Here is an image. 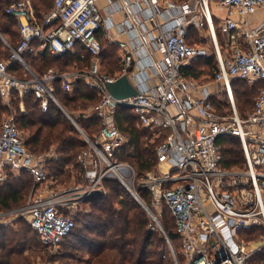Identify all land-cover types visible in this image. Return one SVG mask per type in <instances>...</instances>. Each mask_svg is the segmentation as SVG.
<instances>
[{
    "label": "built area",
    "instance_id": "obj_1",
    "mask_svg": "<svg viewBox=\"0 0 264 264\" xmlns=\"http://www.w3.org/2000/svg\"><path fill=\"white\" fill-rule=\"evenodd\" d=\"M52 1L50 10H38L33 0H8L5 5L4 13L18 23L20 39L17 46L4 39L11 52L8 59H0V95L7 101L13 89L20 96L33 93L38 108L47 111L50 101L60 105L55 80L65 91L81 80L100 97L89 111L99 119L100 129L94 138L83 131L90 147L79 158L86 183L55 188L43 157L26 147L15 116L3 119L0 180L9 170L31 173L34 186L22 210L29 214L39 241L58 248L75 226L79 204L114 177L129 191L134 192L129 185L133 181L151 193L153 202L167 204L182 253L191 264H264V84L245 117L232 86L236 78L264 83V21L253 24L250 19L264 9V0H107L105 10L99 0ZM213 1L227 10L218 23L226 35L225 53L219 45ZM118 11L124 21L115 24ZM104 26L107 38L119 48V70L114 74L101 69L99 34ZM114 27L117 35L127 32L129 39H118L111 32ZM192 29L207 30L213 49L190 42ZM78 48L87 50L91 59L72 71L50 68L39 76L24 58L30 51L60 56ZM211 55L217 59L213 81L221 85L229 106L224 112H218L211 98L214 91L187 73L193 59ZM17 61L27 67L29 76L10 73L9 66ZM123 74L138 94L116 99L107 83ZM119 106L129 107L141 126L164 132L156 146V169L143 176L133 164L114 157L125 138L116 121ZM223 136L240 140L242 165L223 164L218 141Z\"/></svg>",
    "mask_w": 264,
    "mask_h": 264
},
{
    "label": "trees",
    "instance_id": "obj_2",
    "mask_svg": "<svg viewBox=\"0 0 264 264\" xmlns=\"http://www.w3.org/2000/svg\"><path fill=\"white\" fill-rule=\"evenodd\" d=\"M7 2L8 0H0V13H4ZM33 3L38 10H50L53 6L52 0H33ZM4 15L6 20H0V30L11 45L17 46L20 34L16 20L5 13ZM3 17L1 15L0 19H4ZM78 50L76 53H66L60 56L52 55L48 50L37 53L30 51L24 54V58L36 74L43 76L50 69L54 59L65 61L64 67L59 68L61 72L69 71L67 67H71L74 62L80 63V66L89 63L90 53L82 48ZM2 52H4V57L1 55ZM10 52V48L0 39V59H8ZM202 60L203 64L198 66L199 69L196 61L189 66L188 75L197 78L200 71H205V67L213 68L215 73L217 66L215 55ZM23 67L22 63L13 62L9 66V71L19 78H25L29 75H25ZM237 83H241L239 88L236 86ZM53 84L57 89L54 93L63 108L88 136L94 138L100 129V121L96 116L90 115L89 111L100 101L97 93L81 80L74 83L72 91H65L60 80H55ZM263 84L258 81L254 83V86H249L246 80L233 79L232 86L237 99L239 97L238 107L242 117L247 116L253 109L255 97ZM211 98L217 110H223L224 104L221 105L218 102L216 105L215 98L213 96ZM32 99H34L33 93L20 96L17 90L11 91L10 100L18 108L15 119L24 136L26 147L32 154L44 158V168L53 180L54 187L85 184L83 164L79 158L90 149L89 144L72 119L55 102L50 101L48 110L42 111ZM1 100L0 95V116L7 106V104L6 106L2 104ZM21 101L25 103L24 110L19 107ZM116 121L127 139L115 151V159L131 161L136 165L140 176L145 175L157 164L156 147L153 148L150 139L153 135H156L158 139L160 136H157L155 130L140 126L137 116L127 106L117 108ZM228 137L237 139L235 136H223L218 139L223 146V164L228 167L242 165L244 161L242 147L236 146V141H231L226 146L225 139ZM5 181L4 184L0 182V210L21 204L34 185L31 173L25 169L17 174L9 170ZM138 188L140 196L150 205L153 202L151 193L140 186ZM165 206L169 209L167 204ZM169 211L171 212L170 209ZM75 219V226L59 246L75 233L78 226L79 232L74 234L76 239L72 238L71 241L66 242L68 245L74 246L75 244L80 247L78 264L175 263L169 253L166 237L155 229L147 211L117 180L105 179L100 192L91 195L79 204ZM164 228L174 245H176L175 242L180 243L176 223L174 226L173 222L172 225L167 222ZM32 236L38 238L37 231L32 226L12 229L11 226L5 227L0 224V264L31 263V258L24 254V246L29 243L30 239H33ZM40 244L44 246L41 242Z\"/></svg>",
    "mask_w": 264,
    "mask_h": 264
},
{
    "label": "rangeland",
    "instance_id": "obj_3",
    "mask_svg": "<svg viewBox=\"0 0 264 264\" xmlns=\"http://www.w3.org/2000/svg\"><path fill=\"white\" fill-rule=\"evenodd\" d=\"M102 0H100L101 2ZM211 8L213 11H215V8L213 6V3L211 5ZM225 10V9H224ZM225 11L223 10H219L218 8V11H217V14L222 16V15H225ZM262 13V16L264 17V12H261ZM1 15H3L4 19H0V20H6L5 18V15L4 13H0V17ZM260 15V17H262ZM221 18V17H220ZM251 21H253L252 19V15H251ZM254 22V21H253ZM253 24H256V23H253ZM15 26V24L13 25ZM16 26H18V23L16 22ZM18 28V27H17ZM13 30L16 31V28L13 27ZM191 31H194L195 34H194V37L196 40H191V41H194V42H197V43H201V37L199 35V33H197L194 29H192ZM204 32V31H203ZM0 39L4 42V39H5V35L1 32L0 30ZM201 34V33H200ZM208 32L205 31V35H207ZM202 35H204V33H202ZM201 35V36H202ZM207 46L208 47H211V44L210 42H207ZM212 50V48H211ZM222 52H225V50H222ZM4 52H2V57H4L3 54ZM112 61H115V63L113 64H110L109 66H105L104 68V71H108V73H114L117 65H116V60H111ZM196 61V64H197V68L198 66H201L203 63H202V59L201 58H196V59H193L192 63ZM64 60L63 59H54L53 60V64L49 67V68H62L64 67ZM74 64V63H73ZM24 69H25V74H28V70H27V67L25 65H23ZM73 66V65H72ZM67 67L69 69H73V67ZM199 69V68H198ZM111 70V71H110ZM213 76H214V70L213 68H206L205 67V71H200L198 76H197V82L200 83V84H203V83H207L206 81H208L211 85V88H212V91H214V95L213 97L215 98V103L217 105V103L219 102V104L223 105L225 107H223V110L219 109L218 112H224L226 110H228V104L226 103V96L225 94H223L222 92V87L221 85L215 83L213 81ZM247 85L249 86H254V83L253 84H250L247 82ZM237 88H239L241 86V83H237L236 84ZM54 88V92H56V86L54 85L53 86ZM72 91V90H71ZM55 94V93H54ZM235 98H236V104H237V107H238V100H239V97L237 99L236 95H235ZM58 99V98H57ZM32 101L34 103H36V105L38 106L37 104V101L35 99H32ZM2 104H7L6 106V110L4 111V113L0 116V126H1V123L3 121V119L11 116V115H14L15 118H16V113H18V108L16 106V104H12L11 100H4L2 98L1 100ZM24 106H25V103H23V101L20 102L19 104V107L21 108V110H24ZM59 106V105H58ZM60 106H62V104H60ZM63 107V106H62ZM66 110V109H65ZM238 110H239V107H238ZM67 112V111H66ZM241 111L239 110V113ZM68 113V112H67ZM74 119V118H73ZM140 125V124H139ZM141 126V125H140ZM152 130V129H150ZM80 133L83 135V133L81 132V130H79ZM122 131V130H121ZM154 131V130H153ZM123 132V131H122ZM154 132H157V136H160V138H156L155 136L156 135H153L150 139V144H153V148H155L158 143L161 141V139L164 137V132H158V131H154ZM154 134V133H153ZM125 135V138H124V142L126 141L127 139V136L126 134ZM84 137V135H83ZM162 137V138H161ZM238 139V138H237ZM235 139L234 137H228L226 138L225 140V145L227 146V144H229V142H234L236 141L237 143L235 144L236 146L240 147L241 146V143H240V140L238 139ZM123 144V143H122ZM155 144V145H154ZM44 160V158H43ZM117 160V159H116ZM119 161H124V162H129L131 164H133L134 166H136L134 163H132L131 161L129 160H124V159H120ZM243 161V160H242ZM241 161V162H242ZM243 163V162H242ZM136 168V167H135ZM156 169L153 168V170ZM136 171H138V169L136 168ZM137 174L140 176V174L137 172ZM111 179H114V180H117L122 186H124V188L128 190V188L122 183L120 182L118 179L114 178V177H111ZM0 182L2 184L6 183V181H2L0 180ZM129 185L132 187V189L134 190V192H137V194H139V191H138V185H136L133 181H129ZM34 186V185H33ZM55 188H58V186H56ZM32 189L33 187L30 189V191L26 194V197L24 198V201L19 204V205H15L13 206L12 208L10 209H6V210H0V213H6L4 218H0V220H2V222H0V224L4 225L5 227H12V229H21L22 227H26V228H29L31 227V218L29 216V214H23V210L22 208L24 206H26L28 204V200L30 198V195L32 193ZM130 192V191H129ZM131 193V192H130ZM131 195L134 197V195L131 193ZM139 197L142 199V201L149 207V209L152 211V213L155 215V217L158 219V222L153 218V216L142 206V204L135 198V200L147 211V213L149 214L152 222L154 223V227L156 230L160 231L164 236V232L162 231L161 229V226H163L164 228V225L167 224V222H170L171 225H172V222L174 223V226H175V219L173 218L171 212L169 211V209L165 206L164 202L163 201H157V202H152L150 205L147 204L144 199L140 196L139 194ZM172 221V222H171ZM161 225V226H160ZM78 226L76 227L75 229V233H78L79 230H78ZM165 229V228H164ZM175 229V227H174ZM166 231V230H165ZM74 233V234H75ZM35 234V233H34ZM72 235V236H69L66 240H65V243H63L61 246H59L58 248L54 249V248H49L47 246H42L37 238V236H32L33 239H30L29 240V243L27 245L24 246L25 248V251H24V254H27L30 258H31V263L29 264H34V263H37V262H43V261H52L56 264H78L79 263V253H78V250L80 249V247L78 246H71V245H68L67 243L69 241H71V239L73 238V240L76 239L75 235ZM75 237V238H74ZM166 237V236H165ZM167 240V238H166ZM67 242V243H66ZM167 242V245H168V248L170 250V255H172V258L174 260V264H177L176 262V259L178 260V264H191V262L189 261V259L187 258V256H185L183 253H182V249H181V244L180 243H176V245L173 244L172 240L170 239V241L168 242V240L166 241ZM172 245V246H171ZM37 248V250H36ZM173 249V250H172ZM175 252V253H174ZM175 256V257H174Z\"/></svg>",
    "mask_w": 264,
    "mask_h": 264
},
{
    "label": "crops",
    "instance_id": "obj_4",
    "mask_svg": "<svg viewBox=\"0 0 264 264\" xmlns=\"http://www.w3.org/2000/svg\"><path fill=\"white\" fill-rule=\"evenodd\" d=\"M107 3H108L107 0H102L101 2H100V0L98 1V4L100 5V7H102L103 10H105V7L108 5ZM212 3H213V6L215 8L214 12H215V17H216V26H217L219 45H220L221 50H225V52H226V35L224 34V32L221 29L218 28V23H219L220 17H224L227 14V10L225 8H222V7H219L218 5H216V3L214 1ZM218 8H219V10H223V11L226 10L225 15H222V16L218 15L217 14ZM41 10H46V9H41ZM261 12H264V9H261L258 12H256L255 14L252 15V19L254 21V22L252 21L253 23L257 24V23H260V22L264 21V17L262 16ZM260 15L262 17H260ZM236 17H237V15H236ZM113 21L115 22V24L123 22L124 21V16H123L122 12H120V11L115 12L114 15H113ZM195 31L197 32V30H195ZM205 31H207V30H200L199 35H200L201 40H202L201 43H205L207 45V42H210V40H209L208 34L205 35ZM111 32L114 35H116L117 38L120 39V40L127 41L129 39V36H128L127 32L123 33L121 35H117L118 32H117V28L116 27H114V29H112ZM202 33H204V35H202ZM194 34H195V32L192 31L191 35H189V40L192 43H197V42L191 41V40H196L195 37H194ZM99 37H100V40H101V42H102V44L104 46L103 47V51H102V53L100 55L101 69L104 71L105 66L106 67H107V65L109 66V63L113 64L115 61L111 62V60L115 59L117 67H116L114 73L118 72V70H119V62H120L118 45L107 38L105 26L102 27V29L100 31V34H99ZM5 39L8 41L6 36H5ZM210 44H211L210 48L213 49V45H212L211 42H210ZM77 51H79V50H77ZM225 52H223V53H225ZM200 58L201 59H205L204 57H200ZM84 66H81V67H84ZM78 67H80V63L76 64V62H74L73 69H70L69 71L75 70ZM107 73H108V71H107ZM114 73H109V74H114ZM206 82L207 83H204V84H206L208 89L210 91H212L211 85L208 84L209 83L208 81H206Z\"/></svg>",
    "mask_w": 264,
    "mask_h": 264
},
{
    "label": "water",
    "instance_id": "obj_5",
    "mask_svg": "<svg viewBox=\"0 0 264 264\" xmlns=\"http://www.w3.org/2000/svg\"><path fill=\"white\" fill-rule=\"evenodd\" d=\"M107 85H108L110 93L116 99H123V98L131 97V96L138 94V89L135 87V85L132 83V81L130 80V78L126 74H123V75L119 76L118 78H116L115 80L108 82ZM60 108L64 110V112L69 116V118L72 119V121L75 123L77 128L79 130H81V132L83 133V130L77 125V123L71 117V115L69 113H67L66 110L62 106H60ZM131 193L142 204V206L153 216L154 214L149 209V207L142 201V199L139 197V195L133 191H131ZM153 218L158 222V219L156 217H153ZM161 229L164 232V234H165V236L169 242L170 241L169 235L166 233L163 226H161Z\"/></svg>",
    "mask_w": 264,
    "mask_h": 264
}]
</instances>
